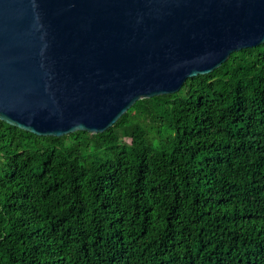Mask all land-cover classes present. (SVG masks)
<instances>
[{
  "label": "trees",
  "instance_id": "obj_1",
  "mask_svg": "<svg viewBox=\"0 0 264 264\" xmlns=\"http://www.w3.org/2000/svg\"><path fill=\"white\" fill-rule=\"evenodd\" d=\"M0 264H264V43L102 132L0 120Z\"/></svg>",
  "mask_w": 264,
  "mask_h": 264
},
{
  "label": "water",
  "instance_id": "obj_2",
  "mask_svg": "<svg viewBox=\"0 0 264 264\" xmlns=\"http://www.w3.org/2000/svg\"><path fill=\"white\" fill-rule=\"evenodd\" d=\"M262 43L264 0H0V120L102 132Z\"/></svg>",
  "mask_w": 264,
  "mask_h": 264
}]
</instances>
